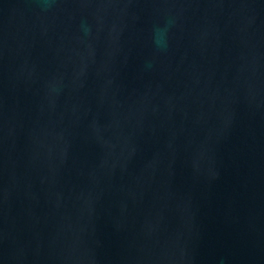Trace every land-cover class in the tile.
<instances>
[{
  "label": "water",
  "instance_id": "water-1",
  "mask_svg": "<svg viewBox=\"0 0 264 264\" xmlns=\"http://www.w3.org/2000/svg\"><path fill=\"white\" fill-rule=\"evenodd\" d=\"M0 264H264V0H0Z\"/></svg>",
  "mask_w": 264,
  "mask_h": 264
}]
</instances>
